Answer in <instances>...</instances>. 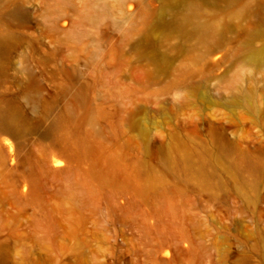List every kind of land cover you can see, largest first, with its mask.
I'll return each instance as SVG.
<instances>
[{
	"label": "rangeland",
	"instance_id": "obj_1",
	"mask_svg": "<svg viewBox=\"0 0 264 264\" xmlns=\"http://www.w3.org/2000/svg\"><path fill=\"white\" fill-rule=\"evenodd\" d=\"M0 264H264V0H0Z\"/></svg>",
	"mask_w": 264,
	"mask_h": 264
}]
</instances>
